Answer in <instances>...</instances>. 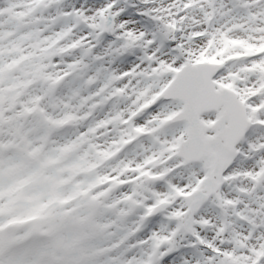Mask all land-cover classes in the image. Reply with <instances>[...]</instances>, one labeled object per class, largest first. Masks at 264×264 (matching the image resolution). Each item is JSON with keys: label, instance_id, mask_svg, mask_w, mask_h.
<instances>
[{"label": "snow or ice", "instance_id": "1", "mask_svg": "<svg viewBox=\"0 0 264 264\" xmlns=\"http://www.w3.org/2000/svg\"><path fill=\"white\" fill-rule=\"evenodd\" d=\"M0 264H264V0H0Z\"/></svg>", "mask_w": 264, "mask_h": 264}]
</instances>
